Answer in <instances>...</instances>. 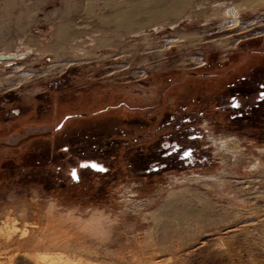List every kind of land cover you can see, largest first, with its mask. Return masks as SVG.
<instances>
[{
  "label": "rangeland",
  "instance_id": "rangeland-1",
  "mask_svg": "<svg viewBox=\"0 0 264 264\" xmlns=\"http://www.w3.org/2000/svg\"><path fill=\"white\" fill-rule=\"evenodd\" d=\"M174 1L0 0V54L19 57L0 62V97L33 104L61 79L98 82L121 91L109 105L123 102L129 114L139 109L134 112L143 122L128 129L123 149L109 139L118 151L99 157L108 174L83 171L77 183L70 168L90 156L59 152L64 145L49 151L60 144L51 136L63 117L84 110L63 98L54 118L50 113L14 126L7 135L22 140L31 128L44 130L50 138L40 141V150L49 154L38 163L14 150L16 161L5 167L10 154L0 146V264H264V106L252 111L254 122L214 118L212 107L206 110L199 124L210 142L187 144H198L210 164L139 170L155 136L169 131L159 130V121L181 108L182 90L170 87H180L185 75L218 53L223 59L264 51V6L229 17L220 14L245 0H183L172 14L166 10ZM122 12L130 19L119 24ZM77 47L84 56H73ZM26 48L32 52L23 54ZM116 113L109 118L117 122ZM149 115L157 123L146 129ZM100 117L93 122L101 125ZM66 124L69 132L78 128L76 121ZM231 138L238 141L235 150L213 143ZM96 211L108 219L101 245L63 221L68 213L86 220ZM81 244L91 248L88 256Z\"/></svg>",
  "mask_w": 264,
  "mask_h": 264
},
{
  "label": "flooded vegetation",
  "instance_id": "flooded-vegetation-1",
  "mask_svg": "<svg viewBox=\"0 0 264 264\" xmlns=\"http://www.w3.org/2000/svg\"><path fill=\"white\" fill-rule=\"evenodd\" d=\"M180 87L172 86L169 89L170 91L182 90L183 95L179 104L181 108L174 113H165L162 117V119L167 118L162 121L164 124L159 121V130L161 126H165L169 131L160 132L151 143L154 150L151 151L152 154L150 152L149 161L143 164L142 169H139L145 171L146 174L161 173L169 168L180 170L203 163L210 164L209 156L204 155V150H200L198 144L192 146L187 144L188 141L196 143L202 141L206 144L210 142V138L206 136V126L199 124L210 107L213 113L216 112L215 115L211 114L214 118L219 113V118L223 115L233 121L254 122L256 118L253 119L252 111L264 106V51L232 52L223 59L218 53L213 60L212 57L211 60L205 59L201 65L196 67V72L185 75ZM116 90L117 92L114 88L109 90V86L98 82L81 84L72 81L66 83L65 79H61L54 84L50 83L47 91L37 94L33 104L16 101L11 94L3 93L4 97H0V146L6 145L4 148L9 151L7 155L10 154L5 160L7 161L5 167L6 164L11 166L14 162L15 158L12 156L14 150L17 152L13 153L14 155L26 154L31 160L39 163L44 154L58 153V150L53 149L64 145L59 152L68 155L78 153L81 156H90L79 159L77 166L70 168L74 183L80 181L81 172L93 173L89 167H80V164L84 162H96L106 168L107 165L103 162V158L99 157L118 151H112L114 143L109 139L117 138V147L120 145L123 149L126 146L124 138L129 133L128 129L140 128L143 123L134 112L139 109H130L131 114H129L123 112L126 108L129 110L123 102L117 105L108 104L109 100L115 99L121 93L118 88ZM63 98L76 103L77 108L84 112H75L63 117L55 127V137L51 136L56 139L52 140V143L59 141L60 144L57 142L56 144H59L57 146H54L55 143L51 144L49 153H42L40 150V141L50 138L41 134L45 132L44 130L31 128L32 132H26L30 133V136H26L25 140H22L21 134L15 135L14 138L11 134L7 135L14 126H21L26 119L37 120L50 113L54 118L57 109L56 102ZM114 112H118L116 113L119 117L117 122L109 118V115ZM131 116L132 118L128 119ZM97 117L104 118L101 125L95 123ZM71 121H76L75 127L78 128L69 132L66 123ZM156 123L157 120L150 116L144 122L143 128L150 129ZM172 135H175L177 139H172ZM229 140L237 141L232 138ZM213 141L216 145L214 139ZM65 143L69 146H65ZM0 149L3 148L0 147ZM106 169V173L102 172V174H108L109 168Z\"/></svg>",
  "mask_w": 264,
  "mask_h": 264
},
{
  "label": "bare ground",
  "instance_id": "bare-ground-1",
  "mask_svg": "<svg viewBox=\"0 0 264 264\" xmlns=\"http://www.w3.org/2000/svg\"><path fill=\"white\" fill-rule=\"evenodd\" d=\"M185 2L183 0H175L174 2H172L169 7L168 10H166L169 13L175 14L178 13L183 4ZM132 5V4H131ZM261 6H264V1L263 0H245L242 2H239L237 4H234L233 7L226 9L225 11H223L220 16H226L227 14L230 16V14L234 15V17L239 14L240 12L243 13V11L248 12V10H255ZM132 11H134L135 8H131ZM130 14L129 13H125L122 12L119 15H117V22L119 24H124L126 23L130 18ZM222 18V17H221ZM234 19V18H233ZM235 22V21H234ZM172 27L176 26V24L171 25ZM162 28V27H161ZM155 29V28H154ZM158 32V28L155 29ZM142 31H138L136 32L135 35H141ZM180 42V41H179ZM19 45H23L22 41H19ZM73 51V56L74 57H79V56H84L85 52L83 51L82 48H72ZM32 52L31 48H26V51L23 54H30ZM18 54H0V62H2L3 60H11V59H18L19 57L16 56ZM22 55V54H21ZM22 57V56H21ZM20 57V58H21ZM2 85V83H1ZM216 145L219 146L220 150L222 151H227V150H232V149H236L237 147V141H233V140H229V139H219V140H215ZM219 143V144H218ZM227 149V150H226ZM52 204V203H51ZM73 213H68L66 216V219H63L64 222H69L72 223L75 227H73V229H75L76 227H78L81 231V233L83 234L82 237L84 239H89L92 242L97 241L98 245H101L104 243L105 239H107V234L104 233L105 231V226L103 225L104 223H108V219L107 217H104V215L98 211L94 212L89 219L86 220H81V219H76L74 217V215H72ZM55 222L56 218H55ZM110 222V221H109ZM108 225H106L107 227ZM98 227V228H97ZM21 238V236H20ZM22 238H26V232L22 233ZM21 238V239H22ZM39 243H45L44 239H37ZM79 243V242H78ZM86 243V242H85ZM84 244V243H82ZM80 245V249L82 250V252H84L85 255H89L90 251V247H85L83 245ZM79 245V244H78ZM44 264L50 263V264H57L55 262H41ZM60 264V263H58Z\"/></svg>",
  "mask_w": 264,
  "mask_h": 264
},
{
  "label": "water",
  "instance_id": "water-1",
  "mask_svg": "<svg viewBox=\"0 0 264 264\" xmlns=\"http://www.w3.org/2000/svg\"><path fill=\"white\" fill-rule=\"evenodd\" d=\"M80 167L82 168L89 167L91 170L96 172H105L107 170L106 168H104L103 165L97 164L96 162H84L80 164Z\"/></svg>",
  "mask_w": 264,
  "mask_h": 264
},
{
  "label": "snow or ice",
  "instance_id": "snow-or-ice-1",
  "mask_svg": "<svg viewBox=\"0 0 264 264\" xmlns=\"http://www.w3.org/2000/svg\"><path fill=\"white\" fill-rule=\"evenodd\" d=\"M73 175L75 176V173H73Z\"/></svg>",
  "mask_w": 264,
  "mask_h": 264
},
{
  "label": "crops",
  "instance_id": "crops-1",
  "mask_svg": "<svg viewBox=\"0 0 264 264\" xmlns=\"http://www.w3.org/2000/svg\"><path fill=\"white\" fill-rule=\"evenodd\" d=\"M23 42V41H22Z\"/></svg>",
  "mask_w": 264,
  "mask_h": 264
}]
</instances>
